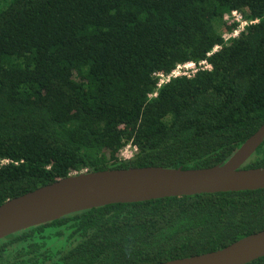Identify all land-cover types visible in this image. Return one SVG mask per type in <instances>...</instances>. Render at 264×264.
Wrapping results in <instances>:
<instances>
[{
    "label": "trees",
    "instance_id": "trees-1",
    "mask_svg": "<svg viewBox=\"0 0 264 264\" xmlns=\"http://www.w3.org/2000/svg\"><path fill=\"white\" fill-rule=\"evenodd\" d=\"M234 11L257 22L225 39ZM263 124L264 0H0V205L81 172L221 165ZM260 231L264 189L165 197L13 233L0 264H157Z\"/></svg>",
    "mask_w": 264,
    "mask_h": 264
},
{
    "label": "water",
    "instance_id": "water-1",
    "mask_svg": "<svg viewBox=\"0 0 264 264\" xmlns=\"http://www.w3.org/2000/svg\"><path fill=\"white\" fill-rule=\"evenodd\" d=\"M264 142V124L223 164L182 169L157 166L74 174L0 205V240L75 212L165 197L264 189V168L242 166ZM264 257V231L205 254L157 264H247Z\"/></svg>",
    "mask_w": 264,
    "mask_h": 264
},
{
    "label": "built area",
    "instance_id": "built-area-1",
    "mask_svg": "<svg viewBox=\"0 0 264 264\" xmlns=\"http://www.w3.org/2000/svg\"><path fill=\"white\" fill-rule=\"evenodd\" d=\"M225 20L230 23H236L237 28L233 31V33L225 34L224 38L228 39L232 36L239 35L246 26L250 23H256L257 21L248 22L247 20L243 19V16L241 13L234 11L231 14L225 16ZM211 65L205 60L200 62L199 64H196L194 62H189L185 64H179L176 66V68L168 75H165L163 73H157L156 76L159 78L158 86H161L162 84L169 81L171 78L179 77V76H186V77H192L195 75V73L199 69H210ZM136 150V147L127 145L121 152V157L124 159H130L133 157L134 151Z\"/></svg>",
    "mask_w": 264,
    "mask_h": 264
}]
</instances>
